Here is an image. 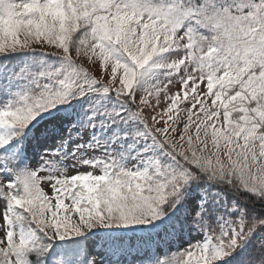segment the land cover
<instances>
[{"label":"snow or ice","instance_id":"snow-or-ice-1","mask_svg":"<svg viewBox=\"0 0 264 264\" xmlns=\"http://www.w3.org/2000/svg\"><path fill=\"white\" fill-rule=\"evenodd\" d=\"M133 249L264 264V0H0V264Z\"/></svg>","mask_w":264,"mask_h":264},{"label":"rangeland","instance_id":"rangeland-1","mask_svg":"<svg viewBox=\"0 0 264 264\" xmlns=\"http://www.w3.org/2000/svg\"><path fill=\"white\" fill-rule=\"evenodd\" d=\"M89 169L86 168H82L81 171H87ZM96 252H98L100 255L97 256V259L99 260L101 257H103V259L105 261H107L109 259L108 256L104 255L103 251L101 249H97ZM94 255H96V253H93ZM143 253L141 252L139 255L137 254V252L135 251V249H133L131 251V254H126L124 256H116V257H112L111 259L115 260V259H120L121 264H141V260L139 259V256H142Z\"/></svg>","mask_w":264,"mask_h":264}]
</instances>
